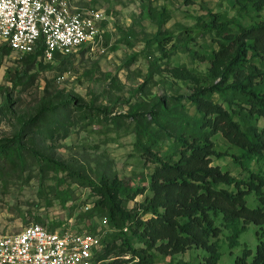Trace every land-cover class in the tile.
Wrapping results in <instances>:
<instances>
[{"label":"rangeland","instance_id":"1","mask_svg":"<svg viewBox=\"0 0 264 264\" xmlns=\"http://www.w3.org/2000/svg\"><path fill=\"white\" fill-rule=\"evenodd\" d=\"M73 2L104 12L101 39L93 48H79L48 62L41 55L32 60L16 53L0 41V139L21 131L24 144L19 160L0 159L2 230L20 231L32 222L55 230L66 225L88 230L83 226L88 220L78 218L100 199L92 184L142 187L143 192L125 204L126 210L137 209L151 194L148 186L155 166L144 150L145 134L153 135L159 155L173 159L178 157L173 136L202 137L209 128L200 126L202 114L189 96L198 87L229 84L235 69L226 71L224 79L218 74L214 55L219 42L228 43L225 36L236 35L240 26L264 21V8L257 11L245 0ZM162 8L166 10L159 19ZM214 14L227 24L224 29L214 26ZM241 67L254 74L252 87L264 94V57L249 54ZM211 98L251 137L263 130L264 118L249 111L246 94L228 89ZM210 139L220 154L212 156V164L242 184L251 173L264 175L263 159L242 155L244 151L219 132ZM219 186L235 190L234 185ZM245 199L250 207L261 205L253 192ZM214 221L222 228L218 264H236L245 247L254 250L257 225L247 224L239 243L230 245L231 227L221 215ZM99 224L95 223L96 231ZM236 224L240 227L242 222ZM103 229V240H113L117 229ZM126 234L134 247L142 246L130 231ZM120 242L116 237L115 246ZM152 253L150 264H206L208 254L200 247L177 254L154 249Z\"/></svg>","mask_w":264,"mask_h":264},{"label":"trees","instance_id":"2","mask_svg":"<svg viewBox=\"0 0 264 264\" xmlns=\"http://www.w3.org/2000/svg\"><path fill=\"white\" fill-rule=\"evenodd\" d=\"M246 2H250L257 11L264 8V0H245ZM165 10L162 8L158 13L159 19H162ZM213 17L212 22L216 28L224 29L227 26L224 21L218 20V14ZM157 34H160L159 28ZM225 39H228V43L219 42L214 61L219 62L216 69L222 79L226 78V71L235 69L232 81L224 87L219 82L198 87L189 96L202 114L200 126L209 129L202 137L189 138L182 134L173 136L178 146V157L174 159L159 155L153 149L155 138L152 134H145L144 150L155 162V166L148 186L151 194L144 198L143 203L133 211L126 210L125 207L128 201L143 192L142 187L122 185L119 182L111 186L92 184L100 199L94 203L93 208H87L78 220H88V225L83 223V226L88 231L95 232V223L106 217L107 224L103 231H110L111 227L117 229L111 235V241L105 242V233H101V246L95 253L92 264H150L153 249L163 254H177L192 247H200L208 253L206 264H218L220 252L217 238L222 228L215 224L214 216L217 215H221L224 224L231 227L232 232L228 236L230 245L239 243L238 235L247 224L259 227L254 250L245 247L242 255L236 257L235 263L264 264V175L251 173L250 180L242 184L241 180L223 171L217 164H212V156L220 154L210 139L214 133L219 132L229 143L240 147L244 151L242 155L264 160V128L259 133L254 132L251 137L241 129L222 104L211 98L213 93L223 90H238L247 95L249 111L264 118V94L256 92L252 87L254 74L241 67L249 54L264 57V21L240 26L236 35L227 34ZM3 45L8 46L6 43ZM8 48L11 50L9 46ZM83 48L89 50V47ZM21 55L35 60L41 55V47ZM57 55L65 56L55 54L52 62ZM214 65L215 62L211 67ZM151 115L150 113V117ZM20 134L21 131L11 138L0 139V159L11 160L14 156L20 159L24 148ZM32 151L38 155L36 150ZM219 184L234 185L235 190ZM252 192L259 199L260 206L247 205L245 196ZM239 221L242 222L240 227L236 224ZM47 228L55 229L52 225ZM127 231L141 242V247L131 244ZM116 237L121 240L118 246L114 243ZM121 255H128V258L124 259ZM248 257H251L250 261L246 262ZM104 259L108 261L104 262Z\"/></svg>","mask_w":264,"mask_h":264},{"label":"built area","instance_id":"3","mask_svg":"<svg viewBox=\"0 0 264 264\" xmlns=\"http://www.w3.org/2000/svg\"><path fill=\"white\" fill-rule=\"evenodd\" d=\"M73 1L0 0V41L19 54L40 46L48 62L55 54L93 48L101 39L104 12ZM106 224L102 217L95 232L70 226L51 230L39 222L20 231L0 229V264H92L101 246L100 229Z\"/></svg>","mask_w":264,"mask_h":264}]
</instances>
